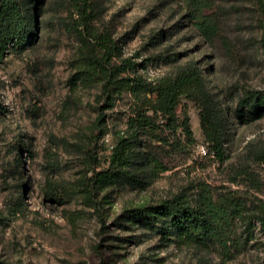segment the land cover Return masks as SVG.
<instances>
[{
    "label": "rangeland",
    "instance_id": "rangeland-1",
    "mask_svg": "<svg viewBox=\"0 0 264 264\" xmlns=\"http://www.w3.org/2000/svg\"><path fill=\"white\" fill-rule=\"evenodd\" d=\"M23 1L35 34L0 61V264H264V225L256 217L264 214V112L254 120L238 112L245 91L264 96V12L257 3L215 0L208 13L218 34L208 38L188 20L183 0H92V27L121 46L115 63L134 57L150 81L195 65L224 123V159L200 153L210 144L201 108L183 98L177 114L189 117L196 143L178 132L184 150L177 151L159 139L176 140L170 132L141 134L151 161L128 169L139 183L98 188L96 208L84 193L88 151L99 159L96 170H114L116 130L126 127L133 98L125 93L104 109L99 126L100 85L69 82L84 55L73 0ZM160 53L178 57L155 59ZM205 186L238 199L251 219L235 221L228 252L217 244L163 242L125 218L127 209L180 193L195 200Z\"/></svg>",
    "mask_w": 264,
    "mask_h": 264
},
{
    "label": "trees",
    "instance_id": "trees-1",
    "mask_svg": "<svg viewBox=\"0 0 264 264\" xmlns=\"http://www.w3.org/2000/svg\"><path fill=\"white\" fill-rule=\"evenodd\" d=\"M40 1L37 0L38 3ZM183 1L188 20L199 32L208 38L218 34L214 17L208 13L214 8L215 0ZM253 1L264 12V0ZM73 4L78 14L74 25L77 26L84 55L79 69L70 77L71 86L100 85V98L105 105L97 119L99 126L105 121L104 109L113 107L116 100L125 93L133 98L131 109L126 113V127L116 130L118 135L111 155L114 170H96L99 159L94 150L88 151V164L92 174L84 189L87 201L98 208L95 199L98 188L120 180L139 183L128 169L135 164L151 161L142 149L141 134L170 132L176 135V140L161 136L159 139L177 151L184 150L178 132L185 135L190 145L196 143L189 117L185 115L180 118L177 114V108L185 97L201 108L202 123L210 143L208 151L211 150L223 160L224 123L219 115L212 112L210 94L200 70L189 64L173 75L150 81L138 74L140 64L134 57H126L115 63L114 60L121 57V46L109 32L92 27L91 19L95 15L92 0H73ZM24 5L23 0H0V61L9 49H22L35 34L36 19ZM160 36H163V31L158 32L154 38ZM177 57L176 54L160 53L154 58L173 61ZM238 112L245 120L259 118L264 112V96L257 91H245L238 104ZM105 131L104 128L100 130L102 133ZM98 137H95V141ZM256 217L264 225V214ZM125 218L131 225H138L159 236L163 242L200 247L217 244L227 252L234 242L235 221L239 218L248 220L247 225L251 222L238 199L217 196L208 186L201 190L195 200L180 193L158 204L127 209Z\"/></svg>",
    "mask_w": 264,
    "mask_h": 264
},
{
    "label": "built area",
    "instance_id": "built-area-1",
    "mask_svg": "<svg viewBox=\"0 0 264 264\" xmlns=\"http://www.w3.org/2000/svg\"><path fill=\"white\" fill-rule=\"evenodd\" d=\"M200 153L207 154L208 148L205 145L200 146Z\"/></svg>",
    "mask_w": 264,
    "mask_h": 264
}]
</instances>
